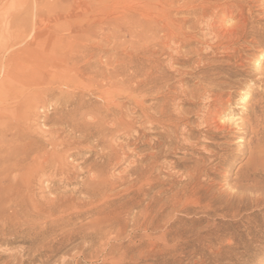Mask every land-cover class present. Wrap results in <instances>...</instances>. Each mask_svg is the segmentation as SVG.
Here are the masks:
<instances>
[{"label":"rangeland","instance_id":"374dc122","mask_svg":"<svg viewBox=\"0 0 264 264\" xmlns=\"http://www.w3.org/2000/svg\"><path fill=\"white\" fill-rule=\"evenodd\" d=\"M115 7L116 0H0V45L7 40V36L10 33L20 34V31H24L28 35L21 40L19 39V42L14 45L10 43L6 49L0 50V89L3 88V86H1L2 83L5 85L9 83L8 87L10 89L8 94L4 93V96L0 97V99H2L0 100V107L3 108L0 110V120L5 118L7 121L10 120L11 123L9 131L6 132L7 136L4 139L11 137V133H16L17 130V134L19 133V135L15 140L17 141L19 139L21 141L22 136L25 135V137H23L25 139L22 138V140L23 142L27 141L24 143L21 141V143L25 145L28 144L26 147L28 149H36L37 146H42L44 145V142H48L52 136L54 137L56 135L55 132L58 128H64V126L60 127L59 125L57 128L56 120H54L60 113H64L57 110L58 104H63L66 101H85L84 99H87V96L81 97L79 95V98L76 95H78L79 92V94L82 95H85V93L91 94L92 91L83 90V86L91 83L88 79L92 76V73L94 72L93 70L101 71L106 64L110 66L106 65L109 68H111L112 65L116 66V62H121L122 59L130 53L134 65H137L140 69H148L146 65L141 66V64L144 63L141 54L136 55L135 52H130V50H132L130 49L132 44L130 45L129 39L127 37L123 38L119 36V29H117L115 24ZM254 13L257 14V12ZM254 25L255 27H261L257 40L264 43V21H257ZM62 27H69L70 29L67 31H59ZM120 32L123 33L121 30ZM207 32L208 31H205L206 37L209 34V32L208 34ZM37 33L44 36L40 39L41 43L65 37L66 39H64V41L66 40L68 42L66 43V48L59 51V43L62 40L54 42L52 44L54 58L52 56L51 59L50 56H47L49 54L45 53V51L41 50V52L35 50V44L34 47L32 46V36ZM210 37L211 36L209 35V40L211 39ZM198 38H203L202 33L198 34ZM249 40L250 39H248V41ZM123 41L126 42L124 43ZM55 43H57L58 46H56ZM126 44L128 45L126 46ZM184 49L182 48L181 52L189 53L194 49H202L204 54H210L206 59H203L205 63H215V65L222 64L221 66L224 67L225 70L223 77L219 80H215L216 83H220V85L217 89L213 90L212 93L213 95H216L217 91L225 92L224 99L226 100L230 95L232 96V99L229 103L218 105L212 101V99L215 98V95L214 97H209V99L200 97L201 99H192L190 105L184 106L186 109H189L190 111L192 110L194 114L191 115L194 120L191 119L190 123L192 132L188 137L182 138L180 133L183 130L181 128V131H177L178 134L176 132L172 134L170 138H167L164 144V152L162 151L158 154L159 160L157 159V168L155 170V174L158 177L155 176L162 183L159 187L148 192V195L145 198L146 200L141 202V207H144L147 204V200L153 198L152 194H155L159 191L158 189L162 187L163 190H165L163 194H161L163 201L171 196L173 192L179 191L186 183V174L191 172L190 170L195 166L199 169V175L196 177V180L192 185H188L186 191H189L192 188H195L196 192L199 191L193 199L194 202H189V210L184 211L180 208L176 210H173L170 207L167 208L162 213L163 215L160 214V218L158 217L155 221V226L159 229L157 228L155 231H150L151 235L148 233L150 236H153L152 238L146 234L147 232H144L140 228L134 229L131 225H128L127 228L119 226L120 229L118 226H114V230H116L115 232L118 231L117 229L125 231L120 237L113 235L115 232L109 235L106 231L103 232L100 228L93 227L90 224L91 219L83 218L82 221L78 220L79 223L74 221L75 225L73 224V226L75 227L72 229L75 230H72L74 233L71 239L62 240L63 242L61 240L55 241L54 243L57 244L46 246L42 254H39L36 246L29 242L34 239V235L43 227L41 221L31 222V219H27L24 224L22 219H20V222L22 221L20 225L13 221L15 222L14 229L10 228V231H4L2 228L3 216H0V264H264V205L254 204V198L256 197L255 195H257L255 194V191L259 189V191L264 192V164L261 163V160H256V155L252 158L253 160L249 161V156L247 155L251 150L255 149L254 152L257 151L259 147L264 149V125L260 132L261 135L259 134L257 137V139L259 137L261 138H259L261 140L259 144H257L256 138L252 136V129L247 128L252 124V116L255 111H257V114H261L264 118V110H262L264 109V81H255L257 76H259L258 70L264 68V53H247V56L242 58V64L240 63L241 66L233 68L227 65L229 63L234 64V60L227 61L221 52L216 51L215 54L214 52H212V54V50L210 48H204L199 40ZM75 53L78 58V65L76 67L81 68L83 66L82 77L79 75V81L76 80V82H74L76 85H71V89L69 87V89L66 87L64 88L58 83L54 84L52 82L54 77L51 73L50 77L49 74L46 73V65L44 62L49 64V60H52L53 63L54 61L56 63L65 59L67 60ZM188 56L195 57L196 54ZM117 58H120V60ZM160 58L162 57L158 58L159 62L165 61V58H163V61H161L162 59ZM88 60L90 63H87ZM33 63L35 65H33ZM163 65L164 64H162V66ZM166 67L162 69L169 70L170 72L176 68L180 71L188 70L186 66L183 67L176 64ZM44 69L45 72H43ZM169 75L171 76V79H178V77L173 74ZM187 78L190 80L189 84L183 88L186 89L187 87L191 89L194 88V86H197L194 85L196 81L193 75H188ZM19 79L20 81L26 79L27 83H32V86H29L32 89L29 87L28 89L21 88L18 83H15ZM31 79L34 81H30ZM42 79L43 82H41ZM208 81L211 82V80H207V84L210 83ZM34 82L36 83V86H33L35 85ZM39 82H41L42 85ZM173 84H175L174 80ZM22 90H26L24 91L25 94L22 93ZM33 92H36V94L38 92L39 94L37 95L41 96H36L38 101H35V97L33 98L31 96L32 105L30 104L31 106L26 108L28 109L31 107L33 109L30 108L28 110L34 115V117L29 118V116H27L31 119V122H28L29 119L26 117V113L29 114L27 112L28 110L25 111L26 113L24 115V111L22 112L20 105L27 101L29 98L27 95H32ZM243 94H246V97ZM23 95H25V98H21ZM165 95H167L166 91L158 94V96ZM59 98L61 99L59 100ZM123 98H119L118 101L124 102L125 98ZM56 99H58V101ZM40 100H42L43 103ZM147 101L145 102V105L151 104L150 100ZM35 104L36 107H34ZM55 110L58 112L56 111V113ZM19 116H24L28 121L23 117L21 119L23 122L21 123L20 120L19 124V122L12 119V117L15 119ZM202 117H205L204 119H206V123L208 122L207 125H210L211 121V125H215L213 121L220 122L219 120H232L233 124L228 125L227 131L215 134L216 131L214 128L211 129V125V127L207 125L205 127L202 121L201 123L198 121L199 118L201 119ZM85 119L86 118L82 119V121L90 122L88 117L86 120ZM24 121L29 124H26ZM68 124L70 123L68 122ZM24 125H27L26 127L30 126V128L27 130ZM12 126L16 128L13 129L14 127ZM11 129H13L14 132ZM66 131H68L66 132L68 134L70 129H67ZM160 132V128L149 129L148 126H144L143 133L146 136L141 140L142 142L152 145L153 141L158 139V134ZM185 132L186 131H183V133ZM60 133L62 132L59 131L57 134ZM20 135L21 137L19 138ZM62 135H64V133ZM6 141L7 140H4V142L0 141V144L4 148L10 145V142H8V145ZM117 141L120 142L121 139L119 138ZM2 142L7 144L4 146ZM19 142H15L17 143L15 145H20L19 148H17V152H21L23 147H25ZM12 143L13 141H11V144ZM15 145L13 143L12 147L11 145L9 146L11 148H7L10 150L13 149L12 151L15 150L14 152H16L15 148L17 146ZM47 150H49V148ZM145 150L146 152L149 150L148 145L141 146L139 149L130 146L127 149V154L131 155L132 158L127 159L128 161L126 162H122L121 167H118L113 171V176H115V178L123 177L126 167L138 157L136 154H140L141 156V154L143 155L146 153ZM159 150L154 149L152 152H158ZM64 151L66 150H63V152ZM67 154L66 162L69 169L66 167V169L64 168L65 174L62 176L57 175L55 177L53 175L51 177L49 173L43 174V176L42 174L39 176L36 175L34 179L35 181H32V185L30 184L31 186L28 188L21 184L20 188L18 187L19 185L16 187V184L14 183L13 186L10 187L9 185H12V179L10 177V179H4V176L0 177V180L2 178L0 181V207L2 205L3 208V205H5L4 200L7 196L8 201H10V198H12L14 194L17 195L19 192H22L19 194H22L23 197L26 195L25 199H33V201H46L52 199L51 197L56 199L58 198L57 196L72 198L75 194L76 197L84 198L81 193V187H83L87 180L85 176L87 175L85 170L86 165H83L82 163L84 157L81 154H79L81 156L76 155L77 152L73 150ZM0 156H2L1 152ZM176 162L180 165L177 166ZM3 167H5L4 164L2 168ZM251 169L255 171H252ZM0 175H2V173ZM170 185L174 187V191L172 190V192L168 191L171 187ZM13 187L15 189L12 190ZM30 187H32V189ZM8 188L12 191L10 192V189ZM16 188L18 190H16ZM122 189H124V191ZM28 190H30V192ZM78 190L81 191L79 192ZM129 191L130 190L127 189L126 185L120 186L114 189V191L107 192L106 199L110 202H114L115 205H119L132 196V193H129ZM130 192H132V190ZM15 195L11 201L16 198ZM76 197L75 199H80ZM197 198H200V200L197 201ZM142 199L143 197L140 196L139 200ZM3 201L4 203H2ZM210 207L212 208L210 209ZM139 210L140 208L134 209L128 219L134 214H138ZM1 211H3V209H1ZM15 225L20 227L17 228ZM158 225L162 226V228ZM80 226L81 229H84V233H86V239L84 237L80 238V235H75L76 231V234L80 231L78 228ZM82 226H87L89 231ZM69 231L70 230L66 229L67 233L71 232ZM20 232H23L21 234L22 237L19 238L17 242L12 243L11 241L15 234ZM165 232L167 233L165 234ZM141 236L145 237L143 238ZM145 238L147 239L145 240ZM142 240L144 244H139ZM131 244L134 245L132 246ZM48 247L50 248L48 249Z\"/></svg>","mask_w":264,"mask_h":264},{"label":"bare ground","instance_id":"6f19581e","mask_svg":"<svg viewBox=\"0 0 264 264\" xmlns=\"http://www.w3.org/2000/svg\"><path fill=\"white\" fill-rule=\"evenodd\" d=\"M254 12H257V14H255ZM114 15H115V24L117 26V29H119V33H120L119 36L123 38L127 37L129 39L130 45L132 44L130 48L132 50L129 49L130 52L133 51L136 53V55L141 54L143 56L142 59L144 62L143 64H141V66L146 65L148 69H140L137 65H134L130 53L129 55H126V57L122 59L121 62H116V66L112 65L113 67L111 66V68H109L110 66L106 64L109 67L105 65L106 68L104 66L103 69H101V71L93 70L94 71L93 72L91 70L93 73L92 76H90V78L88 79L91 83L85 85L83 81L85 85L83 86V90L92 91L91 94L85 93V95H82L79 94L80 92L78 91L79 93L76 96L78 97L79 95L81 97L87 96L86 97L87 99H84L85 101L83 100H81L80 102L66 101L63 104L59 103L57 110H59V112H64V113H60V114L58 113L59 114V115L57 114L58 117L56 116L57 118L54 117L55 119L54 118L53 119L56 120L55 122L57 124L56 126L57 128L59 125L60 127L64 126V128L66 129L58 128L56 132L53 131L56 133L57 136L56 135L54 137L52 136L48 142H44V145L42 146L39 145L40 147L37 146L36 149H32V148H31L32 150L28 149L26 148L28 144L25 145L21 143V141L23 142L22 138L25 137V135L22 136L21 141L18 139L20 142L18 140L16 141L15 139H17L19 135V133L17 134V130L16 133H11V137L4 139L7 136L6 132L9 131V126H11V123L10 120H8L9 121L8 122L5 118H2L0 120V141L4 142V140H7L6 142L7 143L10 142L11 147L13 143L15 145L18 142L21 143V145L25 146L23 147V150L21 152L18 151L20 152L18 153L17 148H19L20 145L19 146L15 145L17 147L15 148L16 152H14L15 150L12 151L13 149L12 150L9 149L11 148L9 147L10 146L9 143H8L9 146H7L9 148L7 147L4 148L0 144L1 145L0 152L2 155L0 156V167H1L0 174L2 173L0 177L4 176L3 177L4 179L10 177L12 179L11 181L12 185H9L10 187H12L14 183L16 184V187L17 185H19L18 187L20 188V184H21L22 186L28 188L29 186L32 185L31 184L32 181L33 182L35 181L34 179L36 175L39 176L42 174L43 176V174L49 173L51 177L52 175L54 177L57 175L62 176L63 174H65L64 168L65 167L68 168V164L66 162L68 155L67 153L72 152V150L77 152L76 155L78 156L83 155L84 157V158L82 157L83 162L82 159L81 162L83 163V165H86L85 170L87 175L85 176L87 180L85 181L86 183L84 182L85 184L83 183L84 185L83 187H81L82 189L79 188L82 190L81 193L83 195L82 197L84 198L76 197L75 194L74 196L80 199H75L74 196H73L74 198L73 197L71 198V197H63L61 195L63 198L57 196L58 198L56 199H53V197H51L52 199L46 201L44 200L33 201L32 198H31L32 200L25 199L26 195L25 197H23L22 194H19L22 192L19 193L15 192L17 193V195L14 194L16 197L14 198V200L11 201V199L14 196L13 195L12 198H10V201H8L7 199L8 196H7L6 199L4 200L5 203L4 201L2 202L5 205H3V208L2 205L0 207L1 209H3V211H1L0 209L1 211L0 214H3L0 216H3L2 228L4 229V231L6 230L10 231V228L14 229L15 222L16 224L20 225L22 221L23 223L24 222L26 223L27 219H31V222L41 221L43 227L40 228L39 231L34 235V239L29 241L30 244L36 246L37 250L39 251V254L43 253L46 246L50 244L51 245L57 244L54 243L57 240L64 241L66 239L68 240L71 239L74 233L73 231L75 230L72 229L73 227H75L73 226L74 221L77 222L78 220L82 221L83 218L91 219L90 224L93 227L100 228L101 231L102 230L103 232L106 231V233H108L109 235L116 231L114 230V226H118V227L122 226L123 228H127L128 225H131V227H134V229L140 228L144 232H147L146 234L148 233L150 234L151 233L150 231H155L158 228V227L156 228L155 226V221L160 216V214L163 215L162 213L167 208L170 207L173 210L180 208L184 211H188L189 202L193 201L194 197L197 195V192L199 191L197 188L198 191L196 192V189L192 187L191 190L186 191L188 185H192V183H194V181L196 180V177L199 175V169H197L195 166L193 167V169L190 170L191 172L189 173L187 172L188 174H186L187 176L186 183L184 184L183 187L181 186L182 188L179 191L173 192L171 196L164 199L163 201L161 198V194H163L165 190H163L162 187L158 189L159 191H157L155 194H152L153 198L147 200V204L144 207H141V202L143 200H146L145 198L147 197L148 192L156 187H159L162 183L158 180L157 178L158 176L155 174V170L157 168L158 154L161 153L162 151L164 152V147H165L164 144L167 138H170L171 135L176 133L177 131L179 130L181 131V128L183 131H186L185 133H183V131H181V133L179 132L182 138L188 137L189 134L192 132V129L190 128V123L192 119L191 115L194 114L192 110L191 113V111L189 109H186L184 106L190 105L192 99H197V98L199 99L200 97L201 98L204 97V99L205 98L209 99V97L210 98L214 97L215 94L213 95L212 92L213 90L217 89V87L220 85V83H216L215 80L217 79L219 80L221 77H223L225 71L224 67L221 66L222 64L215 65V63L214 64L205 63L203 59H206L207 56H209L210 54H204L202 52V49L201 50L194 49L189 53H183L181 52V49L182 48L184 49L192 45L193 43L198 42L199 40V42L202 44V46H204V48H210L212 50L211 53L214 52L215 54L216 51L221 52V54L224 55V58L227 61L234 60V64H230L228 62L229 64L227 65L233 68H237L241 66L240 63L242 61V58L244 56H247L246 55L247 53L249 54L250 52L264 53V43L257 40V37L260 34L259 31L261 30V27L258 26L255 27L254 25L255 22L257 21L260 22L264 21V0H116ZM69 29H70L69 27L68 28L62 27L60 30L59 29L57 30L67 31ZM120 30L123 33H121ZM205 31L209 32V34L208 32L207 34L208 36L209 35L211 36L210 40L208 36L206 37ZM199 33H202L203 38H198ZM26 36L28 35L24 31L22 32L20 31V34L10 33L7 36V40L0 45V50L6 49L10 43L14 45L15 43L19 42V39L21 40ZM43 37L44 36H41L39 33L33 35L32 46L34 47L35 44V50L45 51V53L49 54L46 55L50 56L51 59L52 56L54 55V51L52 50V44L54 42H56L57 40H62L59 43L60 44L59 45L60 49H58L59 51L65 49L66 43H68L66 40L64 41V39H66L65 37L55 40L53 39L41 43L40 39ZM248 39L250 40L248 41ZM123 42L125 43L126 41ZM55 44L56 46H58L57 43ZM127 45L128 44H126V46ZM191 54H196V56L189 57L188 55ZM159 57H162L160 58L162 59L161 61H163V58H165L164 59L165 61L159 62L158 59ZM117 59L120 60V58ZM49 61H50L49 64H47L44 61L43 62L46 65V73L49 74V77H50V73L51 75H53L54 80H52V82L54 84L58 83L59 85H62L64 88L65 87L70 88L71 85L75 84L74 82L80 79V76L83 75V66L81 68L76 67L78 65V58L76 53L72 57H69L67 60L65 59L62 61H58L56 63L55 61L53 63L52 60ZM87 63H90V61L88 60ZM162 64L166 65L167 67L169 65L171 66L172 64H176L183 67L186 66L188 70L185 69L186 71H180L178 68H176L172 72H170L169 70L166 69L163 70L162 68L166 66L163 65L164 66L163 67ZM33 65L35 64L33 63ZM43 72H45V69ZM169 74H173L174 76H177L178 79L176 78L171 79V76ZM188 75L194 76V79L196 81L194 85H197L194 86V88L191 89L187 87L186 89L183 88L187 84H189L190 80L189 78H187ZM258 75L259 76H257L255 81L263 82L264 68H262V70H258ZM26 79L24 80L22 79L23 81H20L19 79L17 81L15 80L16 82L15 81L13 82L18 83L21 88L23 87L24 89H28L29 86H32L31 85L32 83L30 84V82H28L30 84L29 85L26 82ZM173 80L175 84H173ZM207 80H211V82L208 81L210 83L207 84L206 82ZM30 81H32V79ZM41 82H43V79ZM41 82L39 83L42 85ZM1 86H3V88L0 89V97L4 96V93L8 94V92H10V89L8 87L9 83L7 85L2 83ZM33 86H36V83ZM24 91L22 90V93H24ZM163 91L164 92L166 91L167 95L158 96V94ZM37 94L39 93L37 92ZM37 94L36 92H33L32 95L28 94L27 95L29 96L28 100L20 105L22 112L24 111L23 113L24 115L26 113L25 111L31 108V107L28 109L26 108L32 105L31 98L35 97L34 100L36 101L38 99L37 97L41 96ZM225 94H226L225 92L223 93L217 91V94L215 95V98L212 99V101L218 105L231 102L232 96L230 95L225 100L224 99ZM243 95L246 97V94ZM121 97L125 98L124 102L118 101L119 98ZM21 98H25V95H23ZM60 99L61 98H59V100ZM56 100L58 101V99ZM147 100H150L151 104L145 105V102ZM40 101L43 103L42 100ZM34 107H36V104ZM1 109L3 108L0 107V110ZM57 110H55V112ZM27 112L29 114L26 113V117L27 116H29V118L34 117V115L31 114L29 110ZM23 117L19 116L15 119L12 117V119L16 122H19ZM87 117L89 118L90 122L82 121V119L84 118L87 119ZM252 117H253L252 124L247 128L252 129V136L256 138L257 144H259L261 138L259 137L260 139L259 138L257 139V137L259 136L261 130L263 129L264 118L261 116V114L260 115L257 114V111L254 112ZM202 118L201 119L199 118L198 121H200V123L202 121L206 127L208 122L206 123V119H204L205 117L203 119ZM24 119L26 118L24 117ZM30 120L31 119L27 121L31 122ZM219 121L220 122L213 121L215 125H211L212 121L210 123V125L212 126L211 129L214 128L216 131L215 134L216 133L220 134L222 132L227 131L228 125L233 124L232 120H228V121L219 120ZM20 122L22 123L23 120H21ZM68 122L70 124H68ZM210 125L208 124L207 126ZM24 126L26 127L27 125ZM144 126H148L149 129H153V128L161 129V132L158 134V139L156 141H153L152 145L146 142H142L141 140L146 136L143 133ZM15 128L16 127H14L13 129ZM26 128L28 130L30 126ZM67 129H70L68 134L66 133L68 132L66 131ZM59 131L62 133L57 134ZM63 133L64 135H62ZM20 137L21 135L19 136V138ZM119 138L121 139L120 142L117 141V139ZM8 139L13 141V143L11 144V141ZM14 141L17 143H15ZM7 143H3V145L5 146ZM144 145H148L149 150H147V152L145 150L146 153H144L143 155L141 154V156L140 154H136V156L138 155V157H136V160L130 163L127 167L125 166L126 171H124L123 177L122 176L120 178L116 177L117 178L116 179L115 176H113V171L118 167H121L122 162L124 161L126 162L128 161L127 159L132 158L131 155L127 154V149L130 146L135 147V149H139V147ZM48 148L49 150H47ZM154 149L156 150L158 149L159 151L152 152L154 151ZM63 150L66 151L63 152ZM254 150H251L250 152L247 153V155L249 156L248 157L249 161L253 160L252 158L256 155V160L257 159L261 160V163L264 164V149L259 147L257 151L254 152ZM3 164L5 166L3 167L4 169L2 168ZM176 165L178 166L180 164L176 162ZM251 170L255 171L253 169ZM123 185L124 186L126 185L128 190L130 191L132 190V192L129 191V193H132V196H130L128 200H125L124 203L122 202L119 205H115L114 202H110L109 200L106 199L107 192L112 190L114 191V189ZM30 188L32 189V187ZM13 189L15 188L13 187L12 190ZM12 190L10 189V192ZM16 190L18 189L16 188ZM30 190L28 191L30 192ZM122 190L124 191V189ZM172 190L174 191L173 186H171L168 189V191L170 192H172ZM255 194L257 195H255L256 197L254 198L255 199L254 204L264 205V192L259 191L258 189L255 191ZM140 196L143 197L142 200H139ZM198 200H200V198H197V201ZM136 208H140L139 213L134 214L130 219H128L131 213ZM211 208L212 207H210V209ZM20 219H22L21 222ZM18 225L15 226L18 228L20 227ZM82 227L88 230L87 226H82ZM159 227L162 228V226ZM78 228L80 231L77 234L76 231L75 235H80V238L87 237L85 236L86 233H84V229H81V226ZM66 229L70 230L71 232L69 231L70 233H67ZM119 229H117L118 231L115 232L116 234L114 233L113 235H117L120 237L122 233L125 232ZM22 233L23 232L16 233L14 237L12 236L13 239L11 242L12 243L17 242V240H19V238L22 237L21 236ZM166 233L167 232H165V234ZM150 235L149 237L152 238L153 236ZM141 237L144 238L145 236H141ZM147 238H145V240ZM139 244H144L143 240L139 242ZM50 247H48V249Z\"/></svg>","mask_w":264,"mask_h":264}]
</instances>
